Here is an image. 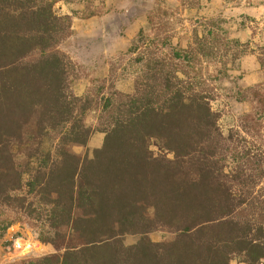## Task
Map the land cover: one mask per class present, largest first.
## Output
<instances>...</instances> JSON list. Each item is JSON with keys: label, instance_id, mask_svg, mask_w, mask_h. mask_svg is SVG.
Returning <instances> with one entry per match:
<instances>
[{"label": "trees", "instance_id": "16d2710c", "mask_svg": "<svg viewBox=\"0 0 264 264\" xmlns=\"http://www.w3.org/2000/svg\"><path fill=\"white\" fill-rule=\"evenodd\" d=\"M54 4L0 0V221L38 225L47 251L13 264L264 263L262 134L249 113L250 138L219 124L202 67L217 36H140L133 90L102 103L103 86L74 92L76 65L58 49L72 20ZM100 107L103 144L78 153Z\"/></svg>", "mask_w": 264, "mask_h": 264}, {"label": "rangeland", "instance_id": "374dc122", "mask_svg": "<svg viewBox=\"0 0 264 264\" xmlns=\"http://www.w3.org/2000/svg\"><path fill=\"white\" fill-rule=\"evenodd\" d=\"M54 1L56 11L72 20V32L58 49L76 65L72 81L76 94H96L103 86L96 94L103 103L114 89L132 91L142 67L133 62L140 36H168L170 46H187L196 33L199 37L217 36L222 43L220 52L204 59L202 67L213 90L211 105L219 114V124L226 134L239 131L250 138L244 127L252 123H245L249 113L250 119L258 120L262 134L253 138L264 146V0ZM100 113L101 107L88 112L86 121L93 133L85 146L74 147L78 153L91 155L103 144L105 132L98 129ZM151 147L160 150L155 143ZM40 229L27 221L8 226L0 221V264L46 254L38 239ZM139 237L128 234L125 243H135ZM150 237L158 241L170 236L154 231ZM233 263L249 264L238 259Z\"/></svg>", "mask_w": 264, "mask_h": 264}]
</instances>
